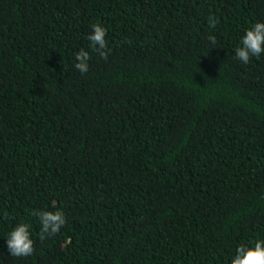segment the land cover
Masks as SVG:
<instances>
[{
  "label": "trees",
  "instance_id": "trees-1",
  "mask_svg": "<svg viewBox=\"0 0 264 264\" xmlns=\"http://www.w3.org/2000/svg\"><path fill=\"white\" fill-rule=\"evenodd\" d=\"M256 22L264 0H0V264H231L264 239V53L235 57ZM40 210L66 218L43 240Z\"/></svg>",
  "mask_w": 264,
  "mask_h": 264
},
{
  "label": "clouds",
  "instance_id": "clouds-1",
  "mask_svg": "<svg viewBox=\"0 0 264 264\" xmlns=\"http://www.w3.org/2000/svg\"><path fill=\"white\" fill-rule=\"evenodd\" d=\"M208 24L211 29H215L219 20L214 15L208 16ZM107 30L100 24L91 25V33L87 39L90 41V47L97 52L102 59H107L108 45L105 39ZM208 40L216 43L214 35H209ZM264 53V22H256L251 24L241 38V46L235 49V57L245 65L248 64L252 57H257ZM90 59L89 53L84 49L79 50L75 54L77 61L74 67L81 73L88 71ZM39 218L42 226L40 239L43 240L47 236L57 234L65 225L66 218L62 211L40 210L32 213ZM7 250L14 257L31 256L34 249V241L30 238L29 225L26 223L17 224L9 233L7 239ZM231 264H264V239H258L253 245L241 244L235 256L231 259Z\"/></svg>",
  "mask_w": 264,
  "mask_h": 264
}]
</instances>
